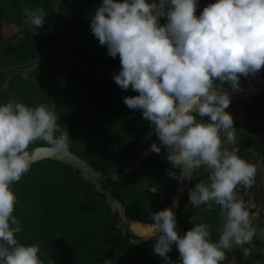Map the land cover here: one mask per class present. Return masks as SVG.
Masks as SVG:
<instances>
[{
  "label": "trees",
  "instance_id": "16d2710c",
  "mask_svg": "<svg viewBox=\"0 0 264 264\" xmlns=\"http://www.w3.org/2000/svg\"><path fill=\"white\" fill-rule=\"evenodd\" d=\"M0 0V105L16 99L35 107L56 103L57 124L69 134V151L104 175L131 170L117 181L99 180L100 187L118 200L126 219L133 224L154 226L151 215L171 207L182 181L165 174L170 169L166 149L134 161L152 142L158 140L150 122L139 110L129 109L125 96L138 93L122 91L112 76L120 69L117 55L107 54L90 30V18L102 0ZM215 0H197L196 15ZM22 6L42 7L46 23L33 34V26L24 23ZM160 23H166L161 17ZM17 30L5 38L2 25ZM27 69L26 76L18 70ZM264 68L252 77H241L239 97L231 100L228 112L234 121L236 142L225 146L250 163H259L264 171V145L256 135L264 132ZM253 85L257 92L245 94ZM207 120V118H204ZM59 135V133H57ZM47 146L41 140L29 150ZM176 171L175 169H172ZM208 170H194L190 186L207 180ZM251 189L238 186L245 203L264 204V175H256ZM263 182V183H261ZM158 187L156 193L148 191ZM18 198L13 215L20 221V243L38 244L44 264H163L153 252L155 238L137 236L111 211L105 194L85 180L74 168L45 160L32 164L29 173L14 183ZM180 196L175 214L177 230L183 235L193 225L210 226L211 239L219 238V207L206 211V205L192 207L188 191ZM253 212V210H249ZM248 257L242 248L226 252L222 264H264V240H254ZM243 247H251L244 245ZM177 261L179 253H168Z\"/></svg>",
  "mask_w": 264,
  "mask_h": 264
},
{
  "label": "clouds",
  "instance_id": "9594fccd",
  "mask_svg": "<svg viewBox=\"0 0 264 264\" xmlns=\"http://www.w3.org/2000/svg\"><path fill=\"white\" fill-rule=\"evenodd\" d=\"M197 7V0H102L89 25L107 54L119 56L115 84L138 93L123 102L150 122L160 141L152 151L166 149L171 168L165 174L191 181L194 170H208L207 180L188 191V200L192 207L206 205V211L219 207V238L211 239L206 223L181 235L172 207L157 211L151 215L153 234L145 238H155L153 252L163 264H222L234 247L248 257L253 241L264 240V228L253 224L237 191L255 185L257 166L224 142L234 144L237 131L225 111L231 103L228 89L241 91L240 78L264 68V0H215L199 16ZM22 10L24 23L37 34L46 23L44 9ZM55 108V102L30 107L16 99L0 105V264H44L38 244L16 238L21 224L13 215L18 198L11 186L36 162L29 151L35 141L45 142L56 158L70 156L69 134L57 124ZM148 191L156 193L158 187ZM173 245L177 261L168 255Z\"/></svg>",
  "mask_w": 264,
  "mask_h": 264
},
{
  "label": "water",
  "instance_id": "95a60500",
  "mask_svg": "<svg viewBox=\"0 0 264 264\" xmlns=\"http://www.w3.org/2000/svg\"><path fill=\"white\" fill-rule=\"evenodd\" d=\"M257 83L260 86H264V79L258 80ZM257 91V89H255L253 87V85H250L248 88L244 89V93L245 94H250V93H254V91ZM229 91V95L231 97V100L236 99L237 97H239V92H234L232 91L230 88L228 89ZM156 144L158 147L160 146V141L159 139L156 140L155 142L150 143L140 154V156L134 161V164H136L139 160L143 159L144 157L150 155L153 151L151 149V145ZM30 152H34L37 155V160L35 163L41 162V161H45V160H51V161H55V162H59L62 164H65L69 167L74 168L76 171H78L81 176L87 180L90 184L94 185L96 187L97 190H99L102 194L106 195L107 198V203L109 204L111 211L114 214L118 215V220L128 226V221L124 215V211L121 208L120 203L118 202V200L116 198H114L113 196H110L109 194H107L98 184L99 180H111V181H117L118 179L122 178L123 176H125L130 170L131 168H127L125 170H123L120 173H116V174H108V175H104V174H100L98 172H96L90 165L87 164L86 161H84L82 158H80L78 155L70 152V156L68 157H64V158H56L55 156H52L49 154L48 152V146H39V147H35L31 150H29ZM34 163V164H35ZM183 184L180 188L179 194L176 196V198L173 201L172 204V210L174 212V215L177 212L178 209V203L180 200V196L183 192L187 191L190 187L189 184V180H183L182 181ZM175 205V206H173ZM130 229V228H129ZM154 231V230H153ZM144 239H146L145 237H143Z\"/></svg>",
  "mask_w": 264,
  "mask_h": 264
},
{
  "label": "rangeland",
  "instance_id": "374dc122",
  "mask_svg": "<svg viewBox=\"0 0 264 264\" xmlns=\"http://www.w3.org/2000/svg\"><path fill=\"white\" fill-rule=\"evenodd\" d=\"M59 2H60V0H56L55 7H57ZM1 29H2V32H3V35H4L5 38H9L17 30L16 26L15 25H11V24L2 25ZM18 71H19V73L22 76H26L28 70L23 68V69H20ZM257 91L255 90L254 92H257ZM256 138L262 145H264V132L261 133V134L256 135ZM256 166H257V174H259L260 176H263L264 175V171H263L261 165L259 163H257ZM261 183H263V182H261ZM193 187L194 186L191 185L190 189L193 188ZM245 205H246V207H248L249 210H253V212H250L253 224L255 226H257V227L264 228V204L262 206H258V207H255L252 203H247ZM251 206H252V208H251ZM144 226H147V225H144ZM144 226H141V224L139 225V224H136V223L133 224V222L128 221V227L137 236H140V237H149V236H151L153 234L154 226H149L152 229L151 232H149V234L141 235V234H146V232L144 230V228H145ZM172 250H177L174 245L172 246Z\"/></svg>",
  "mask_w": 264,
  "mask_h": 264
},
{
  "label": "crops",
  "instance_id": "0c3cea01",
  "mask_svg": "<svg viewBox=\"0 0 264 264\" xmlns=\"http://www.w3.org/2000/svg\"><path fill=\"white\" fill-rule=\"evenodd\" d=\"M245 204H247V203H245ZM253 204V203H252ZM254 205V204H253ZM255 206V205H254ZM256 207V206H255ZM248 208V207H247ZM251 208H252V206H251ZM250 208V209H251ZM140 225V224H139ZM141 226H144V225H141ZM145 227V232H146V234H141V235H147V234H149V232H151V227H149V226H144Z\"/></svg>",
  "mask_w": 264,
  "mask_h": 264
},
{
  "label": "bare ground",
  "instance_id": "6f19581e",
  "mask_svg": "<svg viewBox=\"0 0 264 264\" xmlns=\"http://www.w3.org/2000/svg\"><path fill=\"white\" fill-rule=\"evenodd\" d=\"M144 230H145V228H144Z\"/></svg>",
  "mask_w": 264,
  "mask_h": 264
}]
</instances>
